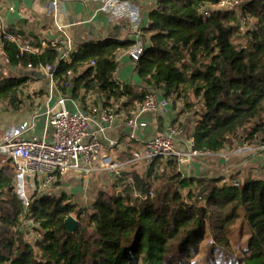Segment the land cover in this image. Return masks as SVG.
I'll return each instance as SVG.
<instances>
[{
	"label": "trees",
	"instance_id": "1",
	"mask_svg": "<svg viewBox=\"0 0 264 264\" xmlns=\"http://www.w3.org/2000/svg\"><path fill=\"white\" fill-rule=\"evenodd\" d=\"M221 1L156 0L142 29L145 51L135 61L140 84L129 88L121 87L114 73L118 55L136 43L134 38L83 43L68 63L57 61L55 48L21 56L1 34L0 71L10 74H0V102L19 106L23 89L37 80L15 68L51 65L57 88L78 101L85 102L90 92L103 95L106 104L125 97L124 107L131 111L147 95L161 92L174 106L181 98L194 109L199 105L187 128L194 150L264 146V0H243L232 10L217 9ZM236 37L247 44L236 45ZM32 39L35 47L44 41ZM180 166L176 157L158 158L141 171L125 172L88 207L65 193L37 196L29 219L38 225L39 239L27 240L20 231L25 208L9 186L0 201V264H193L207 236L229 248L232 226L241 217L250 230L243 264H264V179L236 187L224 177L183 176ZM134 190L154 196L134 199ZM69 216L78 221L74 233L65 224Z\"/></svg>",
	"mask_w": 264,
	"mask_h": 264
},
{
	"label": "crops",
	"instance_id": "2",
	"mask_svg": "<svg viewBox=\"0 0 264 264\" xmlns=\"http://www.w3.org/2000/svg\"><path fill=\"white\" fill-rule=\"evenodd\" d=\"M54 0H0V29L6 27L9 31L25 33L28 37L38 40H57L61 37L59 24L57 22L56 9L51 7ZM66 8L65 18L69 21V30L65 31L71 37L74 45L79 49L80 45L90 41H100L106 38L133 39L131 28L126 21L114 19L103 9L101 0H57ZM136 4L140 11L141 23L135 28L144 29L150 22V13L156 8V0H129ZM143 35V34H142ZM1 36V32H0ZM29 37V38H30ZM31 38V39H32ZM34 40V39H32ZM129 50H124L118 56V67L115 71L114 80L121 87H131L140 84L136 72V63L133 61ZM4 53H0V63L3 61ZM46 76V75H45ZM37 79V78H36ZM42 86L40 94H31L22 97L20 94V104L17 107L10 102V108H5L0 102V122L4 132H9L19 128L24 122L33 121V129L28 133L29 137H42L47 129V120L44 115L47 105L53 106L59 98L58 88H50L47 79H37ZM36 80V81H37ZM38 84V83H35ZM28 86V85H27ZM72 88L71 86L68 90ZM52 93V96L50 94ZM64 94V93H63ZM158 103L156 112H141L140 106L136 110L128 111L124 104L127 98L111 100L108 104L103 95L90 92L86 95L85 102L75 100L71 97V91L64 94L68 109L75 113L78 110L86 112L91 116L90 135L95 137L104 146V152H112L122 162L135 152L141 151L142 147L149 141L164 133L178 120L177 104L171 99L165 100L161 92L154 93ZM2 106V107H1ZM3 108V109H2ZM105 108H111L116 114L114 123L107 127L104 132L100 131L98 112ZM192 115V114H191ZM183 117V116H182ZM181 120V117L180 119ZM142 124L136 128L130 123ZM193 126L189 114L185 117V122L181 127L183 134L179 137L178 146L180 149L186 148L184 140L188 138L189 130ZM163 128L164 131L159 130ZM162 129V130H163ZM115 142L114 146H110ZM242 145H234L236 149ZM253 145L251 147H257ZM258 148V147H257ZM255 149L243 154H233L228 158L215 159L214 156H202L194 159L191 163L182 164L180 171L183 176L198 177H224V182L233 180L239 181L242 175L245 179H264V150ZM219 156V155H216ZM207 157V158H206ZM143 166L136 165L133 170H143ZM245 180V181H246ZM115 179L107 172H98L90 178H83L82 174L75 171H66L54 183L50 192L53 195L65 193L77 205L82 207L91 206L97 194L102 190L110 191ZM15 169L12 162L5 156L0 155V201L7 195L9 186L16 188ZM242 184V182H240ZM22 218L20 231L22 234L30 232Z\"/></svg>",
	"mask_w": 264,
	"mask_h": 264
},
{
	"label": "built area",
	"instance_id": "3",
	"mask_svg": "<svg viewBox=\"0 0 264 264\" xmlns=\"http://www.w3.org/2000/svg\"><path fill=\"white\" fill-rule=\"evenodd\" d=\"M101 2L103 9L112 18L126 21L131 27L129 30L136 43L130 48L129 53L134 61H138L147 45V42L142 38V32L134 29L141 23L139 8L129 0H101ZM56 3L57 0H54L51 7L56 9ZM242 3L243 0H222L216 8L220 10L238 9ZM58 29L61 33L60 38L50 42L44 40L39 47H35L31 39L24 33L9 31L4 27L1 29V34L9 44L17 48L21 56L27 53L42 55L46 49L55 48L60 52L57 61L69 63L72 55L77 53L79 49L74 45L63 27L59 26ZM28 70L43 73L50 83L51 90L57 88L53 66L47 65L33 69L32 65H29ZM66 86L69 88L71 84ZM76 108L77 112L75 113L68 109L66 97L60 91L56 103L53 106L47 105L44 113L47 129L44 135L39 138L35 137L34 134L32 137L28 136V133L33 129L35 118L32 121L24 122L19 128L9 132H4L0 122V155L7 157L15 169L16 193L25 208L22 218L25 219L30 235H33L35 239L41 238L42 234L35 230L38 225L29 219L33 199L50 192L57 179L66 171L79 172L83 178H90L98 172H107L117 181L123 173L132 171L136 165L147 167L158 158L176 157L182 165L191 163L195 158L202 156L219 155L228 158L231 155L230 151L227 150L218 153L194 150L193 138L184 140L186 148L180 149L177 143L183 132L171 126L164 133L147 142L141 151L133 153L132 159L122 162L112 152H104V146L98 139L91 137L89 132L91 116L78 110L77 104ZM140 110L141 112H156L158 110L156 96L154 94L147 95L145 102L140 106ZM94 113L99 114L101 132H104L116 120V114L111 108H105L100 112L95 109ZM130 124L137 129L143 126L133 122ZM115 144V142H111L110 146ZM257 147V149L264 150V146ZM256 148L238 147L232 151V155L243 154ZM233 184L236 187L240 186L239 181H233ZM132 195L134 199L145 201L152 198L154 193L153 191L142 193L134 190Z\"/></svg>",
	"mask_w": 264,
	"mask_h": 264
},
{
	"label": "rangeland",
	"instance_id": "4",
	"mask_svg": "<svg viewBox=\"0 0 264 264\" xmlns=\"http://www.w3.org/2000/svg\"><path fill=\"white\" fill-rule=\"evenodd\" d=\"M240 15V12H238ZM251 22V20H250ZM247 21H243V30L242 32L245 33L247 31L246 26ZM136 30H140L142 32V29L139 27L136 28ZM235 43L238 46H245L247 44L246 40H242L241 38H235ZM121 53V52H120ZM120 55V54H119ZM118 55V56H119ZM118 60V57H117ZM118 63V62H117ZM0 74L4 75H9L10 72L7 70H1ZM138 81H140L138 79ZM38 83V84H35ZM45 88V83H42L41 85L39 84V80H32L26 86L22 93L21 96L25 97V94L27 93V96H30L31 94H34L35 96L41 95L39 92L41 87ZM190 101H195L193 97H190ZM188 100H185L181 98L180 100L176 101L177 104V109H175L178 112V120H176L175 124L172 126L175 128H178L181 130V127L183 126V123L185 122V117L189 114L190 119H192L196 116V110L199 109V105L194 107H191L189 104H187ZM175 103V102H174ZM5 104V103H3ZM5 108H10L9 104L3 105ZM2 107V106H1ZM3 109V108H2ZM192 114V115H191ZM183 116V117H182ZM181 117V120H179ZM189 130V129H188ZM178 146V143H177ZM179 147V146H178ZM207 158V157H206ZM215 159L220 158V156H214ZM196 160V158H195ZM240 182L244 184L245 182V177L240 175L239 176ZM223 185V184H222ZM184 197L186 196L187 191L182 192ZM74 204H77V199L74 200ZM82 207V206H80ZM32 236H29L27 240H30ZM250 238V230L245 222L244 218L241 217L233 226H232V231L229 235L230 239V247L229 248H220L217 246L210 236H207L204 242L201 244L200 247V253L196 257V259L193 261V264H243V255L242 251L246 247L247 242ZM33 241V240H32Z\"/></svg>",
	"mask_w": 264,
	"mask_h": 264
},
{
	"label": "water",
	"instance_id": "5",
	"mask_svg": "<svg viewBox=\"0 0 264 264\" xmlns=\"http://www.w3.org/2000/svg\"><path fill=\"white\" fill-rule=\"evenodd\" d=\"M56 13H57V22L59 24V26L63 27L65 30L68 29L69 27V21L67 18H65V13H66V8L63 4H61L60 2L57 1L56 3ZM69 30V29H68ZM1 32V29H0ZM8 65V64H7ZM9 66V65H8ZM15 73H20V74H27L28 76L31 77H35L37 79H45L46 76L41 73V72H37L34 70H26V69H21V68H15L14 69ZM119 195H122L121 192H119ZM67 230L70 233H74L77 229L78 226V221L76 220L75 217L73 216H69L66 221H65Z\"/></svg>",
	"mask_w": 264,
	"mask_h": 264
}]
</instances>
